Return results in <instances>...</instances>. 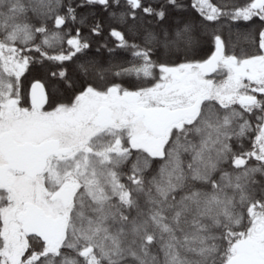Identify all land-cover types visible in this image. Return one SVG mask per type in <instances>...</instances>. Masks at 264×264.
<instances>
[{
    "label": "snow or ice",
    "instance_id": "1",
    "mask_svg": "<svg viewBox=\"0 0 264 264\" xmlns=\"http://www.w3.org/2000/svg\"><path fill=\"white\" fill-rule=\"evenodd\" d=\"M0 264H264V0H0Z\"/></svg>",
    "mask_w": 264,
    "mask_h": 264
}]
</instances>
